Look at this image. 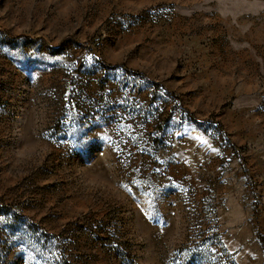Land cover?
Here are the masks:
<instances>
[{"label": "rangeland", "instance_id": "obj_1", "mask_svg": "<svg viewBox=\"0 0 264 264\" xmlns=\"http://www.w3.org/2000/svg\"><path fill=\"white\" fill-rule=\"evenodd\" d=\"M0 264H264V0H0Z\"/></svg>", "mask_w": 264, "mask_h": 264}]
</instances>
